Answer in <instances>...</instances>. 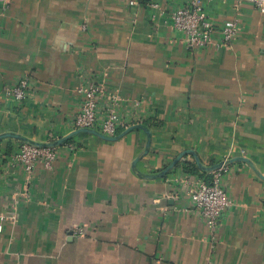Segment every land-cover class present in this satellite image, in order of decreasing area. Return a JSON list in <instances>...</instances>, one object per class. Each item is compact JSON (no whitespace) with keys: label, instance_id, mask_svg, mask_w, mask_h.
I'll list each match as a JSON object with an SVG mask.
<instances>
[{"label":"crops","instance_id":"0c3cea01","mask_svg":"<svg viewBox=\"0 0 264 264\" xmlns=\"http://www.w3.org/2000/svg\"><path fill=\"white\" fill-rule=\"evenodd\" d=\"M131 1L10 0L0 19V134L66 136L88 77L154 114L150 135L78 133L32 175L10 158L23 140L0 139V264H264V13L203 0L218 25L237 16L241 29L230 47L190 49L170 18L184 0ZM24 73L16 103L5 89ZM191 151L229 161L232 205L216 231L185 181L205 171L189 172Z\"/></svg>","mask_w":264,"mask_h":264},{"label":"built area","instance_id":"2783aa9c","mask_svg":"<svg viewBox=\"0 0 264 264\" xmlns=\"http://www.w3.org/2000/svg\"><path fill=\"white\" fill-rule=\"evenodd\" d=\"M230 1L232 8L237 12L245 3H250L264 13V0ZM131 3L137 4V1L132 0ZM151 5L161 8L158 1H152ZM9 6L10 0H0V19L6 15ZM170 18L174 29L185 35L190 49H204L209 46L230 47L241 29V21L237 16L228 18L218 25L203 0H184L171 11ZM30 85L31 78L29 74L24 73L12 85L6 87L5 95L13 102L21 103L26 98ZM75 91L82 96L83 101L79 111L71 117L69 124L72 130L89 127L106 135H116L120 130L144 124L150 119L149 117L152 119L154 116L143 98L126 103L120 93L108 91L104 81L92 77L80 83ZM53 136L50 134L46 141L54 140ZM57 147L23 141L13 150L10 158L27 174L32 175L38 162L47 168L54 166L58 157ZM226 161L224 160L219 168L212 170V176L192 175L185 180L190 185L195 208L200 211L213 231L217 230L222 216L232 205V199L222 183V176L227 168ZM74 232L82 235L85 230L84 227L76 226Z\"/></svg>","mask_w":264,"mask_h":264},{"label":"water","instance_id":"95a60500","mask_svg":"<svg viewBox=\"0 0 264 264\" xmlns=\"http://www.w3.org/2000/svg\"><path fill=\"white\" fill-rule=\"evenodd\" d=\"M135 128H145L150 135V130L148 128H146L143 124H137V125L126 128L124 131H122L121 133H119L117 135H106L97 129L89 128V127H82V128H78L76 130H73L72 132H70L66 136L60 137L58 139H54L52 141H36V140H32L28 137H25L19 133H15V132L1 133L0 139H3L5 137H15V138L21 139V140L26 141V142L34 143L36 145L58 146V145H62L65 141H67L68 139H70L74 135H76L78 133H82V132L92 133V134L98 135V136L105 138V139H108V140H115V139H118L119 137H121L122 135H124L125 133H127L128 131L135 129ZM148 145H149V143H148ZM186 153H187L186 151L183 153H180L172 163H170L163 171H161L159 173V175L162 176V175L167 174L168 171L171 168H173L178 163V161L184 156V154H186ZM191 153L195 156V160H196L197 165L200 168L204 169L205 171L215 170L222 165V163H218V164H214V165H205V164H203L202 160L200 159V157L195 152L191 151ZM238 159H243V160L248 161V159L245 157H235L232 160L234 161V160H238ZM228 162L229 161H226V163H228Z\"/></svg>","mask_w":264,"mask_h":264},{"label":"trees","instance_id":"16d2710c","mask_svg":"<svg viewBox=\"0 0 264 264\" xmlns=\"http://www.w3.org/2000/svg\"><path fill=\"white\" fill-rule=\"evenodd\" d=\"M148 122H150V121L148 120ZM72 139L73 138H70L67 141V143L72 142ZM186 164H187V168H188V170H189L190 173H198V174H200V169L201 168L196 163H190V162H188ZM204 174H208V172H205V171L202 172L201 171V175H204Z\"/></svg>","mask_w":264,"mask_h":264}]
</instances>
